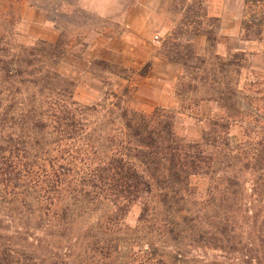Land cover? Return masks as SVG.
<instances>
[{"label": "trees", "instance_id": "1", "mask_svg": "<svg viewBox=\"0 0 264 264\" xmlns=\"http://www.w3.org/2000/svg\"><path fill=\"white\" fill-rule=\"evenodd\" d=\"M64 54L58 43L0 38V264H46L48 248L87 264H186L196 249L220 255L194 264H264V139L230 137L251 111L231 76L249 69L245 56H167L193 70L176 90L200 94L189 110L213 101L228 112L214 123L224 138L194 143L176 133L173 110L116 103L101 115L102 105L79 104L74 84L50 68ZM193 176L209 180L205 201Z\"/></svg>", "mask_w": 264, "mask_h": 264}, {"label": "rangeland", "instance_id": "2", "mask_svg": "<svg viewBox=\"0 0 264 264\" xmlns=\"http://www.w3.org/2000/svg\"><path fill=\"white\" fill-rule=\"evenodd\" d=\"M206 0H0V38L11 41L13 44L33 46L39 41L46 43H58L64 56L50 68L59 73L62 77L72 82L71 87L74 100L81 105L96 106L102 105L101 115L106 114L111 105L121 103L123 106H136L140 110L145 109L147 113H152L155 109L151 106L140 105L138 102L144 101L138 97L136 85L142 89L143 95L149 97L153 95V88L148 82L137 79V72L140 70L119 67L110 60L111 50L101 51L90 49L96 44L101 46L109 44L120 32L122 24L127 22V10L134 9L136 18L137 36L148 35L150 43L163 58L172 52L178 53L185 60L189 57H199L195 52L194 44L191 40L195 35L207 34L210 38L211 47L222 42L217 35L219 26L218 19L207 17ZM169 5V7L167 6ZM247 12L248 28L252 30L253 37L258 35L261 27L256 25V20L264 18V7H260L256 0L249 3ZM167 8L180 16L177 24L161 29L164 14ZM168 12V11H167ZM133 14V16H134ZM126 18V21L124 20ZM142 18H150L151 25L144 26L139 23ZM124 26V25H122ZM158 37V38H157ZM215 40V41H214ZM229 48V58L234 59L239 54L244 55L249 69L242 70V74L236 77L234 74L233 83H238L239 101L244 105L249 104L250 114L244 113L242 122L232 125L231 140L233 142H252L251 139L262 136L264 139V93L255 94V91H264V70L256 71L252 68L251 52H235L234 42H226ZM10 49V48H9ZM212 55L207 59H213ZM12 53V49H10ZM100 52L105 56L101 58ZM189 56V57H188ZM168 60V58H167ZM196 59H191L189 67L195 65ZM247 67V68H248ZM141 70V72H145ZM193 70L184 69L179 78L177 88L184 77V83H188ZM251 72L259 73L257 76ZM127 80V81H126ZM199 83V82H198ZM200 94H189L184 98H179L181 102L180 111L176 114L175 131L185 140L194 143H204V134H212L214 138L225 137L224 133L214 125L221 121L220 118L208 119L198 123L194 119L195 110H189L190 106L199 99ZM221 108V107H220ZM165 109V108H164ZM169 110V109H168ZM225 110V109H224ZM226 111V110H225ZM178 112L181 115L178 118ZM228 112L226 111V117ZM198 126L203 131L202 136L196 134ZM250 180L251 176L246 174ZM191 184L197 190V198L205 201L208 195L209 180L203 176H193ZM142 209L139 205H134L129 212L126 223L131 229H135L139 223ZM82 226L79 225V228ZM47 241L57 245L59 237L48 238ZM66 244L61 243V248ZM45 249L42 250V253ZM139 246L133 248V253L139 251ZM45 253L51 257L46 264H87L67 257L66 251H57L48 248ZM55 255H57L55 257ZM186 258V264H194L195 261H205L217 258L219 252L212 249L191 250ZM81 260V259H80ZM90 264V263H89ZM97 264V263H93ZM105 264H119L115 259L107 261ZM136 264V263H135Z\"/></svg>", "mask_w": 264, "mask_h": 264}, {"label": "crops", "instance_id": "3", "mask_svg": "<svg viewBox=\"0 0 264 264\" xmlns=\"http://www.w3.org/2000/svg\"><path fill=\"white\" fill-rule=\"evenodd\" d=\"M253 0H206L207 17L218 19L217 35L222 42H219L216 46L211 47V42L207 34L195 35L191 40L194 44L195 52L197 56L203 58H209L212 55L211 49L214 50V54L227 57L229 55V48L226 42H234L235 52H251L252 56V68L256 71L264 70V18L257 19L256 25L261 29L255 38L253 37L252 30L248 28L247 12L249 9V3ZM256 3L260 7H264V0H256ZM169 7V5H167ZM134 9L127 10V22L119 27L121 30L115 38L109 41V44L99 46H90V49H97L106 51L111 50L112 56L110 60L112 63L119 67L127 69L140 70L137 72V79H141L145 83L148 82L153 88V95L146 97L143 95L142 89L136 85L137 95L144 99V101L138 102L142 107L151 106L153 109L156 107L165 108L174 111H180L181 102L176 94V87L179 78L183 74V67L179 64L172 63L167 58H163L161 54H158V49L154 48L150 43L148 35L137 36L136 34V18ZM168 11V12H167ZM134 14V16H133ZM124 17V16H123ZM125 18V17H124ZM164 21L161 25V29H165L167 26L177 24L180 20L178 14L169 11L167 8L164 14ZM126 21V18L124 19ZM151 25L150 18H142L139 23H143L144 26ZM99 56L105 58L100 52ZM107 59V58H105ZM147 70L141 72V70ZM127 81V80H126ZM128 108L134 110H140L136 106H129ZM145 113V109L140 110ZM183 115L178 112V118ZM195 118H198V123L207 121L208 119L226 117V111L219 107V105L213 101H202L197 110L193 113ZM197 128V136L200 137L203 131L200 127Z\"/></svg>", "mask_w": 264, "mask_h": 264}, {"label": "built area", "instance_id": "4", "mask_svg": "<svg viewBox=\"0 0 264 264\" xmlns=\"http://www.w3.org/2000/svg\"><path fill=\"white\" fill-rule=\"evenodd\" d=\"M158 38V37H157Z\"/></svg>", "mask_w": 264, "mask_h": 264}]
</instances>
